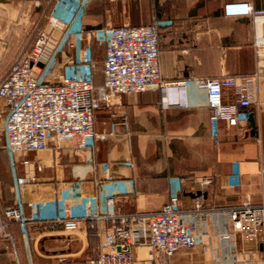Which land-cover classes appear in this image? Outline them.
Wrapping results in <instances>:
<instances>
[{
  "label": "crops",
  "instance_id": "1",
  "mask_svg": "<svg viewBox=\"0 0 264 264\" xmlns=\"http://www.w3.org/2000/svg\"><path fill=\"white\" fill-rule=\"evenodd\" d=\"M231 3H248L254 12L227 16L224 8ZM47 15L68 24L56 71L92 74L96 86L104 83L106 47L91 32L157 24L160 75L168 85L124 95L99 110L95 132L112 133L105 140L84 149L65 142L13 159L2 134L0 101V220L7 222L5 209L15 202L16 179L35 178L21 188L25 232L12 223L6 232L14 240L0 237V264H54L57 255L81 254L92 217L113 209L155 212L171 195L187 210L197 201L204 209L246 200L264 204V59L255 46L264 43V0H0V82L21 56L12 48L25 45ZM224 76L254 78L257 90L244 110L247 121L236 127L220 122L215 138L200 81ZM225 100H234L232 90ZM205 180L209 183L202 185ZM197 192L202 194L189 195ZM109 197L116 202L113 209L106 205ZM56 218L84 223L68 243ZM98 225L104 229V223ZM236 246L238 261L264 264V233L255 240L237 234ZM216 248L217 240L205 237L204 244L177 252L168 264H223L213 257ZM148 252L137 250V259L145 260Z\"/></svg>",
  "mask_w": 264,
  "mask_h": 264
},
{
  "label": "built area",
  "instance_id": "2",
  "mask_svg": "<svg viewBox=\"0 0 264 264\" xmlns=\"http://www.w3.org/2000/svg\"><path fill=\"white\" fill-rule=\"evenodd\" d=\"M227 16H249L254 10L248 3H231L224 8ZM68 34V24L57 17H48L32 49L21 54L0 82V101L4 104L5 119L2 134L13 159L16 155L40 151L49 147L61 148L71 142L84 149L95 139L105 140L109 134L95 132L96 114L110 109L116 100L127 94H140L168 85L160 75L159 37L157 24L142 26H107L92 31L106 47L104 83L96 86L92 74L65 75L55 69V60ZM258 56L264 59V43H256ZM200 87L206 92L213 135L224 121L231 127L247 121L244 110L253 104L257 90L254 78L214 77L202 79ZM232 90L234 100L227 103L226 91ZM99 93L100 97L96 94ZM35 178L19 177L15 184V202L4 212L7 222L0 220V237L14 240L6 230L12 223L25 232L28 218L21 188ZM209 181H203L207 185ZM109 197L106 205L114 208ZM100 228L102 252L86 264H168V259L182 250L204 244L205 237L217 240L220 249H213L215 260L223 264H253L238 261L236 236L241 234L255 240L264 233V204L250 200L240 204L204 209L197 201L193 209H184L178 195H171L155 212L122 214L114 209L92 217ZM212 222V230L209 223ZM68 234L78 231L81 218H56ZM147 247L145 260L137 259V250ZM222 251V252H220ZM60 258V261H64Z\"/></svg>",
  "mask_w": 264,
  "mask_h": 264
},
{
  "label": "rangeland",
  "instance_id": "3",
  "mask_svg": "<svg viewBox=\"0 0 264 264\" xmlns=\"http://www.w3.org/2000/svg\"><path fill=\"white\" fill-rule=\"evenodd\" d=\"M48 15L47 18L46 17H42L41 18V23L39 24V26H37V28H35L29 35L30 38L28 41H26L27 43L23 46H20L18 48H12V52H20L21 54L29 51L32 49V46L37 38L38 33L42 30L45 29L47 27L48 24ZM100 231V228H99ZM98 231V236L96 238H94L93 242L91 243V241H89L88 237H87V248L85 251H83L81 254H77L71 257H68V255H57L54 258V264H86L87 261L89 259H92L94 257H97L101 252H102V246H101V236H100V232ZM78 231H76L77 233ZM65 237L68 238V243L70 241H72L73 236L75 235V233L72 234H68V233H64ZM34 258V256H33ZM60 258H64V261H60Z\"/></svg>",
  "mask_w": 264,
  "mask_h": 264
},
{
  "label": "trees",
  "instance_id": "4",
  "mask_svg": "<svg viewBox=\"0 0 264 264\" xmlns=\"http://www.w3.org/2000/svg\"><path fill=\"white\" fill-rule=\"evenodd\" d=\"M99 228H100V226L98 225V224H96V223H94L93 225H92V222L89 224V228H88V239H89V241H91V243L93 242V240H94V238H96L97 236H98V231H99ZM100 232V231H99ZM99 256V255H98ZM98 256L97 257H94V258H92V259H96V258H98Z\"/></svg>",
  "mask_w": 264,
  "mask_h": 264
},
{
  "label": "water",
  "instance_id": "5",
  "mask_svg": "<svg viewBox=\"0 0 264 264\" xmlns=\"http://www.w3.org/2000/svg\"><path fill=\"white\" fill-rule=\"evenodd\" d=\"M249 121L253 123V116L250 115L249 116ZM202 194V192H197L195 194H189L190 196H193V197H197V196H200Z\"/></svg>",
  "mask_w": 264,
  "mask_h": 264
}]
</instances>
